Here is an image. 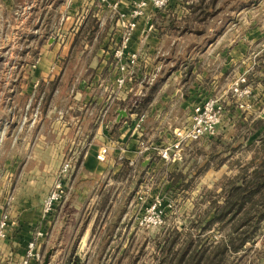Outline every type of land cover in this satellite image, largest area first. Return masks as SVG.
I'll return each mask as SVG.
<instances>
[{"label": "crops", "instance_id": "crops-1", "mask_svg": "<svg viewBox=\"0 0 264 264\" xmlns=\"http://www.w3.org/2000/svg\"><path fill=\"white\" fill-rule=\"evenodd\" d=\"M133 1L29 0L16 5V0H0V13L10 14L11 29L21 30L27 41H35V55L29 59L30 54L26 53L25 62L27 66L35 64L36 67L23 70L21 88L25 86L28 94L36 83L33 92L41 95L39 119L33 125L21 128L15 138L18 143L10 144L11 150L22 158L23 178L20 177L22 181L13 190V202L10 200V225L6 237L0 239V258L5 260H0V264H22L26 244L36 230L44 232L41 243L43 240L46 245L51 243L60 214L55 207L51 214L43 216L41 208L65 157L80 158L76 172H83L84 177L104 176L114 179L116 184L131 179L138 189L147 180L140 178V174L151 175V179L161 165H167L155 152L142 157L138 148L140 141L160 144L171 138L172 133L158 132L159 125L167 119V112L160 119L162 110L174 107L173 99L164 91L167 75L163 76L165 66L161 61L167 50L162 47L167 45V28L171 30L168 19L190 16L188 4L191 0H170L163 10L147 7L146 15L138 21L127 47L128 51L138 54L133 82L127 89H119L114 83L112 57L119 31L114 27L111 14L116 16V11L127 14ZM113 3H117L116 10L111 8ZM199 3L201 0H196V4ZM214 9L216 12L222 10ZM229 13L234 16H229L225 27L221 26V19L215 21L211 31L217 32L221 28L223 31L221 29L220 36L207 44L227 46L224 52L216 55H226L228 67L234 66L230 70L239 69L237 75L246 76L252 93L248 110L251 121L264 119L261 106L264 105V8H229ZM147 22L152 23V30L146 29ZM81 45L85 47V53H81L83 60L78 57L75 66H70L71 49ZM199 61L196 58L195 65L190 63L185 75L197 67ZM193 71L196 80L202 79L204 74H199L197 69ZM154 74L155 83L144 86L143 82ZM189 92L190 108L206 97L202 84L195 83ZM181 93L176 89L172 96ZM157 98L160 104L156 103ZM142 105L145 106L140 115H144L145 120L142 136H139L132 130L137 115L131 107ZM118 110H125L127 115L117 122ZM156 134L158 138L162 136L157 142L152 140ZM102 146L108 151L106 159L101 162L96 159V154ZM110 183L107 181L105 185ZM90 185L92 183L89 184L92 188ZM75 222L68 228L75 230ZM63 227L57 231L61 232V237H54L58 243L52 241L51 245L60 247L59 251L67 249L66 244L61 243ZM72 232L69 230L68 236L71 237Z\"/></svg>", "mask_w": 264, "mask_h": 264}, {"label": "rangeland", "instance_id": "rangeland-1", "mask_svg": "<svg viewBox=\"0 0 264 264\" xmlns=\"http://www.w3.org/2000/svg\"><path fill=\"white\" fill-rule=\"evenodd\" d=\"M16 1V5H20L29 0ZM188 7L199 9L190 10V16L181 19L170 17L167 21L171 30L167 28V48L162 47L167 50L161 61L165 66L163 76L167 75L163 87L166 96L173 99L174 107L162 110L160 119L167 112V122L164 120L159 125L158 132L167 131L171 134L174 128L186 124L190 109L189 90L198 83L202 84L205 96L217 98L221 105L217 136L190 144L181 163L161 165L151 179V175L140 174V178L147 180L143 181L139 189L135 181L131 183V179L119 180L122 183L116 184L114 179L109 180L104 176L84 177L83 172H76L80 158L65 157L63 161L71 160V169L62 176L67 192L55 208L60 215L53 230L52 241L53 244L55 241L58 243L54 237H61V232L57 231L60 226H64L61 230L64 233L61 243L66 244L67 249L59 251L60 247L51 246L52 241L46 245V240H43L44 244L42 242L40 246L42 259L38 264H42L49 250L51 254L48 264H69L68 258H78L81 264H167V256L175 261L190 240L192 247L202 243L208 252L226 237L228 227L220 228L215 223L203 229V225L212 216L213 207L221 203L222 188L227 185L228 179L251 169L249 162L257 155L255 140L264 128V119L259 129L254 131L259 118L255 117L258 119L252 122L248 113L252 93L242 99L243 104L249 105V108H244L239 106L241 101L236 99L231 90L235 80L243 75H237L239 69L230 70L234 66L228 67L226 55H216L217 52H224L226 45L207 43L220 36L222 28L217 32L211 31L215 21L221 19L220 24L225 27L229 16H234L229 13V8H264V0H215L214 3L203 0L198 5L196 0H191ZM214 8L222 10L216 12ZM206 13L209 16H206L205 21H200L198 18ZM111 16L117 28V17L115 14ZM9 20L10 14L0 13V218L5 214L9 216L13 190L22 181L20 177L23 178L22 158L18 152L11 150L10 144L18 143L15 138L21 128L33 125L39 119L32 121V113L35 109L33 107L41 100L40 93L33 92L35 87L32 86L28 94L25 86L21 88L23 70L36 67L27 66L25 62L26 53L29 52V59L35 55V41H27L21 35V30L11 29ZM81 53H85L83 45L71 49L70 66H75L78 57L83 60L84 55ZM196 58L200 60L199 65L193 66L185 75L188 65H195ZM196 69L199 74H204L202 79L196 80L193 71ZM155 81L143 84L150 87ZM131 82L133 79L129 85ZM176 89L182 92L180 96H172ZM160 102L157 98L156 103ZM261 106L264 108V105ZM111 131L114 130L111 128ZM161 137L158 138L156 134L152 140L157 142ZM220 161L222 163L215 168ZM207 165L214 166L206 169ZM58 175L59 171L54 181ZM107 181L111 183L105 185ZM90 183L92 188L89 187ZM84 196L87 197L84 199ZM9 200L12 202L9 203ZM153 203L157 206L151 214L160 218L161 223L144 228L139 222ZM76 219L78 221L75 222ZM74 222L76 229H69L68 225L72 226ZM69 230L74 231L71 237L68 236ZM167 246L171 248L168 254ZM226 257V264H264V224L253 243H247L242 250L228 253Z\"/></svg>", "mask_w": 264, "mask_h": 264}, {"label": "built area", "instance_id": "built-area-1", "mask_svg": "<svg viewBox=\"0 0 264 264\" xmlns=\"http://www.w3.org/2000/svg\"><path fill=\"white\" fill-rule=\"evenodd\" d=\"M105 2L106 0H100ZM170 0H134L127 14L116 11V27L119 31V40L117 46L112 50L114 59V83L119 89H127L129 82L132 80L135 68L138 63V54L127 50L129 39L133 31L137 28L138 21L146 15V9L151 6L157 10L165 9ZM112 10H116L117 3L111 5ZM147 30H152V23L147 22ZM35 67V64H32ZM151 75L146 82H152L155 78ZM37 85L36 83L34 84ZM34 86V87H35ZM232 93L237 100L241 101L239 106L249 108V105L244 103L245 99L251 93V88L247 84L246 76H242L235 80L232 84ZM41 101V100H40ZM38 102L33 108L32 121H35L40 115V104ZM221 119V105L217 98L206 96L200 101L192 104L186 124L172 130L171 138L160 144L139 142L138 153L142 157L148 156L151 152H155L158 159L163 163H181L184 159L185 148L193 142L199 141L206 137H211L217 134L218 126ZM145 120L144 115L136 116L132 130L142 136V128ZM107 147L102 146L96 154V159L104 161L106 159ZM133 164V161H130ZM71 169V160H64L59 170V175L54 181L48 194L42 202L41 212L43 216H48L53 209L66 196V186L62 176ZM10 202V200H9ZM157 206L153 203L150 210L144 215L139 224L144 228H150L161 223L160 218H156L151 214V211ZM10 225L9 216L6 214L0 218V239H4L7 235V229ZM44 238L42 230H36L32 238L26 244L22 264L39 263L42 259L40 252L41 240Z\"/></svg>", "mask_w": 264, "mask_h": 264}, {"label": "trees", "instance_id": "trees-1", "mask_svg": "<svg viewBox=\"0 0 264 264\" xmlns=\"http://www.w3.org/2000/svg\"><path fill=\"white\" fill-rule=\"evenodd\" d=\"M214 2L215 0H211V3ZM197 9L199 8H190L191 11ZM208 14L202 15V18L199 17L198 19L205 21ZM142 106L131 107V110L138 116L145 105ZM262 122V119L257 120L253 130L257 131ZM216 136L217 134L193 143L208 141ZM219 141L220 138L217 139V142ZM255 141L257 155L249 162V165H252L251 169H246L245 173L228 179L227 185L222 188L221 203L213 207L212 216L203 225V229H208L215 223H218L220 228L228 227L226 237L218 242L213 250H208V252L202 243L195 244L192 247L193 244L190 240L180 251L175 261L167 256V264H226L228 253H237L247 243L255 241L264 224V128L257 134ZM221 163L222 161L215 168L219 167ZM123 164L126 165V162L124 161ZM212 166L214 165H207L205 168L209 169ZM170 250V246H167V254ZM162 252L165 251L162 249ZM68 263L81 264L78 258H68Z\"/></svg>", "mask_w": 264, "mask_h": 264}, {"label": "water", "instance_id": "water-1", "mask_svg": "<svg viewBox=\"0 0 264 264\" xmlns=\"http://www.w3.org/2000/svg\"><path fill=\"white\" fill-rule=\"evenodd\" d=\"M117 113H118L117 122H118L120 119L124 118V117L127 115V113L125 112V110H118ZM50 254H51V250H49V251L45 254L44 259H43V261H42V264H48V263H49V257H50Z\"/></svg>", "mask_w": 264, "mask_h": 264}]
</instances>
